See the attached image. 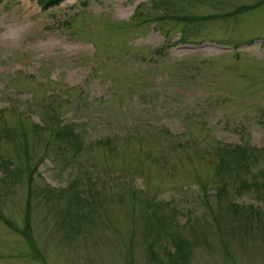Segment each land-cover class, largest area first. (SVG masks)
I'll use <instances>...</instances> for the list:
<instances>
[{
  "label": "rangeland",
  "instance_id": "374dc122",
  "mask_svg": "<svg viewBox=\"0 0 264 264\" xmlns=\"http://www.w3.org/2000/svg\"><path fill=\"white\" fill-rule=\"evenodd\" d=\"M0 264H264V0H0Z\"/></svg>",
  "mask_w": 264,
  "mask_h": 264
},
{
  "label": "trees",
  "instance_id": "16d2710c",
  "mask_svg": "<svg viewBox=\"0 0 264 264\" xmlns=\"http://www.w3.org/2000/svg\"><path fill=\"white\" fill-rule=\"evenodd\" d=\"M38 1L41 4L42 8H46L49 5H56V4L60 3L62 0H38ZM241 7H239L238 9H235V10L239 11L243 8V7L242 8ZM235 10L233 12H235ZM57 135H58V137L64 136V140L66 139L65 141H67L71 144H73V143H72V141H70V139H73L74 141H77L79 139L78 135L74 134V129L70 126H65V127H63V129H60L57 132ZM246 151H247V149L241 148L240 145H238L235 148L223 150L222 151L223 156H221V157L224 159L218 164V169L222 170L223 165H226V163H227L224 156H227V157L233 156L236 159V162L238 163V165H244V166L248 167V163H245V161H247L252 156V153H251V156L249 157V154ZM8 162H9L8 160H4V164H2V165L9 167L10 164ZM16 172L14 173V175L16 174ZM251 184H255V183L254 182L248 183L246 181H243L241 183V186L242 187H248ZM73 196H75L77 198L76 194H72V197ZM65 214H68V210H66ZM22 233L24 235L26 234L24 231H22ZM173 242L176 243L177 254L181 257H183L184 255L187 256L188 253L183 250V242L177 243L176 240H173Z\"/></svg>",
  "mask_w": 264,
  "mask_h": 264
}]
</instances>
